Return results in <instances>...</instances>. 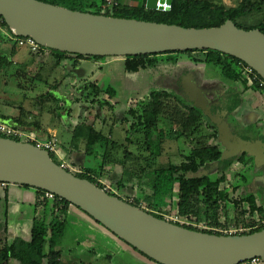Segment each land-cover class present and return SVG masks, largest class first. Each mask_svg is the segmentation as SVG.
Wrapping results in <instances>:
<instances>
[{
    "label": "trees",
    "instance_id": "16d2710c",
    "mask_svg": "<svg viewBox=\"0 0 264 264\" xmlns=\"http://www.w3.org/2000/svg\"><path fill=\"white\" fill-rule=\"evenodd\" d=\"M41 1L99 15L176 24L187 28L218 27L231 19L240 28L247 30L258 28L264 33V0H241L234 7L210 0H173L172 5L162 11L147 9L146 0L141 6H128L117 2L110 6L108 0ZM260 12H263L262 17L256 18L249 25L240 21ZM0 27L6 29L11 38H24L16 36L3 17H0ZM14 49L15 45L12 44L10 52L0 56V66L13 63L9 58L13 55ZM47 52L55 59L56 66H60L62 61L68 59L78 61L79 59L103 60L107 58V56L74 54L44 46H40L37 51H31L35 56H44ZM181 55L191 58L198 64L218 67L230 81H240L247 87L258 89V86H250L247 78L243 75L240 66L247 65L245 62L218 50L189 49L129 55L124 57L123 62L127 72L135 73L141 69L155 66L158 56L166 57L168 60H177ZM73 65L76 66V63ZM84 89L87 92V98L93 97L92 104L99 102L102 104L101 94L105 99L115 95L113 88L105 89L93 82L85 84ZM45 98L54 99L53 93L48 91L40 95L38 100ZM128 112L134 117L131 133L143 134L145 138L143 144L138 147V154L137 151L129 149V144L138 145L137 141H134L130 136L126 138L129 144H120L102 131L97 130L93 124L81 122L74 129L75 142L84 143L86 155L95 153L97 143L104 146V152L98 166L85 167L76 164L79 167L78 171L73 172L76 176L90 180L98 187L105 189L110 195L124 199L158 218H165V213L159 207L160 203L169 204L171 210H167L168 215L177 214L191 224L174 222L172 219L170 221L192 230L227 235V230L240 227H245L246 230L237 232V234H250L264 229V224L259 225L255 217L256 215L257 218H264V208L258 205L254 197L235 194L237 187L234 188L233 195L230 196L229 190L221 188V183L225 180L224 170L218 171L214 177L211 174H199L207 165L220 161L223 156L219 145L209 142L211 137L219 139V131L216 125L212 124L211 116L205 110L197 107L193 102L179 99L168 90H152L146 100L139 102L137 108L131 107ZM0 121L16 127L28 124L21 117L14 119L10 116L0 115ZM162 122L172 125L169 136L186 137L191 141V144L193 143L192 149L188 154L183 155L184 159L180 164L170 163L167 167L158 164V155L161 153L156 154L151 150L150 143L153 132L159 131L163 135V130L159 128ZM204 126L211 128L210 135H201ZM0 136L5 137L2 134ZM51 137L48 136L45 139ZM120 151L123 152L121 158L117 156V152ZM68 155L71 153L68 152ZM51 157L60 164L56 160L55 154H51ZM117 165L121 173L117 172L110 176L109 167ZM68 170L70 171V169ZM106 181L110 182V188L107 187ZM36 191L35 216L30 239L25 240L15 236L12 241H9L8 220L5 223H0V264H9L13 258L18 259L21 264H62V250L58 248V244L69 225V207L75 205L57 195L51 199L47 198L45 190L36 188ZM122 191L123 194H121ZM134 191L137 195L131 198V193ZM230 204L234 205L232 214ZM131 247L146 256L133 246Z\"/></svg>",
    "mask_w": 264,
    "mask_h": 264
},
{
    "label": "rangeland",
    "instance_id": "374dc122",
    "mask_svg": "<svg viewBox=\"0 0 264 264\" xmlns=\"http://www.w3.org/2000/svg\"><path fill=\"white\" fill-rule=\"evenodd\" d=\"M210 1L234 7L241 0ZM115 2L128 6H141L144 0H111L109 5L112 6L116 4ZM262 15L263 12H260L240 21L249 25L256 18H261ZM12 44L15 45V49L9 60H12L13 63L0 66V115L10 116L14 119L23 118L28 124L20 126L30 135L34 134L33 131L37 132L35 130L37 123H41L43 129L57 128L60 134L54 137L60 136V141L57 140L59 142L58 153L62 158L61 161L67 163L68 169L72 172L79 170L76 164L85 167L98 166L104 152V146L97 143L94 154L84 155L82 151L84 160L80 161V155V158L72 156L73 149L70 148V140L71 130L75 125L81 122L93 124L97 130L102 131L120 144H129L126 138L130 136L134 141H137L138 145L129 144V149L137 151L138 154V147L143 144L145 138L143 134L131 133L134 117L128 110L131 107L137 108L139 102L146 100L152 90H168L179 99L185 102L190 101L183 87L185 76H191L199 88L208 91L206 94L209 100L208 111L213 115L211 121L218 128L219 136L220 127L225 126L222 121L225 114V120L231 126L234 136L248 143H254L252 142L254 140L263 141L260 135H264L262 133L264 122L257 126V131L251 126L243 127V121L235 118L234 114L236 108L234 104L238 102V93L232 90L225 92L222 89L224 84H227L226 86L239 88L238 91H240L244 83L226 79L218 67L198 64L185 55H181L177 60H168L166 57L158 56L155 66L129 73L124 67V57L109 56L98 65L96 72L101 73V78H99L101 87L113 88L115 95L105 99L101 94L102 104L99 102V106V103H91L93 97H86L82 67H73L70 64L56 66L55 59L49 52L44 56H35L28 46L20 45L17 39L10 37L6 29L0 27V56L7 55ZM87 80L89 79H85V83ZM57 81L59 82L57 83ZM48 91L53 93L54 99L38 100L40 95ZM258 99L260 102H264V95L261 92L258 93ZM159 128L163 130V135L159 131H154L150 143L152 151L156 154L161 153L158 155V164L166 167L170 163L180 164L184 159L183 155L188 154L192 149L193 143L191 144V141L186 137L169 136L172 125L166 122H162ZM211 133V128L204 126L201 135H210ZM218 140L213 137L209 138V142L220 144V149L226 150L222 141L219 143ZM225 141L227 142L226 139ZM68 151L71 155L66 153ZM249 154L247 155L249 162L246 164H239L234 157L226 156L218 162L207 165L199 174L213 175V171H226L231 185L238 186L235 194L245 197L252 196L259 205L264 207V181L262 180L264 167L259 168L257 162L251 156L248 157ZM117 156L121 158L123 152H117ZM56 160L60 162L58 158ZM118 168V165L110 166V176L117 172L120 174L121 170ZM106 183L110 188V182L106 181ZM229 189L233 190V187L231 186ZM123 193L122 191L121 194ZM135 195L137 193L134 191L131 193V198H134ZM36 199V188L8 184L6 189L0 190V223H5L8 220L13 235L25 240L30 239ZM159 207L162 208L165 215H168L167 210H171L169 204L162 202ZM229 207L232 214L234 205L230 204ZM255 217L257 219L256 215ZM11 238L13 239V237ZM84 240L75 228L68 225L65 235L58 244V248L62 250V264H130L114 251L109 252L104 246L98 244L90 246ZM9 264H21V262L13 258Z\"/></svg>",
    "mask_w": 264,
    "mask_h": 264
},
{
    "label": "water",
    "instance_id": "95a60500",
    "mask_svg": "<svg viewBox=\"0 0 264 264\" xmlns=\"http://www.w3.org/2000/svg\"><path fill=\"white\" fill-rule=\"evenodd\" d=\"M172 2L146 0V8L162 11ZM0 17L16 36L31 37L40 46L59 51L125 57L212 49L240 59L264 79V33L258 28H240L231 19L218 27L187 28L72 10L41 0H0ZM183 87L189 100L213 118L208 111V91L199 88L191 76L183 78ZM233 136L226 126L220 127L219 138L226 153L251 150V144ZM0 182L29 185L64 198L159 264L264 261V229L217 235L158 218L76 176L58 164L48 150L31 142L0 136Z\"/></svg>",
    "mask_w": 264,
    "mask_h": 264
},
{
    "label": "crops",
    "instance_id": "0c3cea01",
    "mask_svg": "<svg viewBox=\"0 0 264 264\" xmlns=\"http://www.w3.org/2000/svg\"><path fill=\"white\" fill-rule=\"evenodd\" d=\"M102 62H103V60H94V59H79L78 61H76L75 59H68V60L62 61L60 66L70 64L73 67H78V66L82 67L83 74H84L83 75L84 77L82 79V80H84L83 85L85 86V84H87L88 82H93V83H96L99 86H101L100 85V79H99V78H101V73L96 72V70L98 68V65L101 64ZM74 63H76V66L73 65ZM85 79H89V80H87V82L85 83ZM82 83H83V81H82ZM226 85L224 84V86L222 87V89L225 92L227 90H232V91H236L238 93V95H237L238 96V99H237L238 102L234 104L236 106L235 112H234L235 118H237V119L239 118L243 121V127L251 126L254 128V130L257 131V126L262 125L264 122V102H260L258 99V93L261 91L259 89L247 87V85H244V84H243V88L240 89V91H238L239 88H236V87L232 88L231 86H229V85L226 86ZM50 88L52 89L53 87L50 86ZM16 116H18V115H16ZM222 121L225 124L226 129L228 131H230V133H232V131H231L232 128H230L231 126L225 120V114H224ZM75 126L71 130V140H70L71 141L70 142L71 147L70 148L74 150V152L72 153V156L73 155L78 156L79 158L81 156L80 161H82V159L84 160V155H85V153H84V155L82 154V151L84 152V150H83L84 149V143L75 142V140L73 138ZM35 130H37V132L33 131L32 133H34V135L36 134V136L39 139H45L48 136L53 137V136L60 134L58 129L55 127L54 128H48V130L43 129L41 123L36 124ZM260 131H261V128H260ZM262 133H264V130L262 131ZM233 137H236V136H233ZM260 138H262V140H263L262 142L261 141L257 142L256 140H254V141H252L254 143H249V145L251 144V146H250L251 150L250 151L243 150L241 152H237V153L232 152V154L231 153L228 154L225 152L226 150L223 149L222 153L223 154L225 153L228 155L231 154L232 156H230V157H234L236 162L239 164H242V163L246 164V162H249L247 155L250 153L248 157L251 156L252 159L257 162V166L259 168L260 167L263 168L264 167V135L263 134L260 135ZM56 139L57 140L59 139V141H60V136H58V138H56ZM218 142L220 143V138H219ZM68 152H66V153H68ZM217 172L218 171H213V175H216ZM223 174L225 176V180L221 183V188L229 190L230 196H232L234 188H236L238 186L231 185V183L228 181V175H227L226 171H224ZM218 175H219V173H218ZM262 180L264 181V174H263ZM15 185H18V184H15ZM7 186H8V184L5 186H0V190L6 189ZM231 186L233 187V190L229 189V187H231ZM69 225H71L73 228H75L76 231L79 232L80 236L85 239L84 241H86L87 244H90V246H93L94 244L102 245L109 252L114 251L118 255H121L122 258L124 260L128 261L130 264H159V263L147 258L146 256L142 255L141 253L137 252L136 250H134L130 245H128L123 240H121L119 237H117L115 234L110 232L103 225H101L97 221H95L86 212H84L83 210L79 209L76 206H70L69 207ZM9 231H10V227H9ZM15 236L16 235H13L12 231H10L9 241H12L11 237H15Z\"/></svg>",
    "mask_w": 264,
    "mask_h": 264
},
{
    "label": "built area",
    "instance_id": "2783aa9c",
    "mask_svg": "<svg viewBox=\"0 0 264 264\" xmlns=\"http://www.w3.org/2000/svg\"><path fill=\"white\" fill-rule=\"evenodd\" d=\"M109 4L111 3V0H108ZM18 43L22 46H28L32 51H37L40 48V45L31 37H24V38H17ZM243 71V75L245 78L248 80V84L250 86H258V89L261 91V93L264 95V79L255 71L254 68L251 66L247 65H241L240 66ZM0 134L4 135L7 138L12 137L20 140V141H26V142H31L35 145H37L40 148L46 149L49 151L50 154H55L56 159L58 158L60 161V165L64 167L65 169L68 170V164L65 163L63 160L61 161V157L58 153V142L57 139L53 136L48 139H39L36 136L30 135L24 128L21 127H16L14 125L8 124L4 121H0ZM59 164V163H58ZM7 185L6 183L0 182V186H5ZM45 196L47 198H53L55 196L54 193L52 192H46ZM166 220H173L174 222H179V223H187L191 224V222L186 221L179 215H165ZM257 223L264 224V218H257ZM195 224V223H194ZM257 224V226H258ZM196 225V224H195ZM246 230L245 227H240L236 229H230L227 230V235H234L237 234V232H241ZM240 264H264V261H262L260 258H253L251 260L242 262Z\"/></svg>",
    "mask_w": 264,
    "mask_h": 264
}]
</instances>
